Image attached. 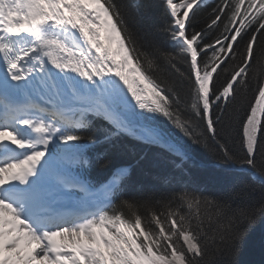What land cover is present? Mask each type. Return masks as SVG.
<instances>
[{"label": "snow or ice", "instance_id": "snow-or-ice-1", "mask_svg": "<svg viewBox=\"0 0 264 264\" xmlns=\"http://www.w3.org/2000/svg\"><path fill=\"white\" fill-rule=\"evenodd\" d=\"M203 6L163 0L174 47L148 52L117 0H0V264H221L237 253L264 199L233 206L239 191L185 188L116 204L130 166L113 170L103 199L77 172L109 167L107 152L93 161L85 149L118 150L123 135L187 162L154 123L163 117L264 186V0H220L197 29ZM90 117L110 126L103 141L83 135Z\"/></svg>", "mask_w": 264, "mask_h": 264}, {"label": "trees", "instance_id": "trees-1", "mask_svg": "<svg viewBox=\"0 0 264 264\" xmlns=\"http://www.w3.org/2000/svg\"><path fill=\"white\" fill-rule=\"evenodd\" d=\"M117 2L122 6L129 28L138 34L144 51L152 52L155 47H160L165 51L173 49V42L162 31L168 22L163 0H117ZM219 2L220 0L205 2V6L196 13L193 27L198 29L204 26L207 14ZM219 31L220 29H217L212 35L218 34ZM154 74L158 77L163 75L161 72ZM154 123L184 146L190 157L187 162L181 163L179 159L162 149L144 145L126 135L115 141L119 146L118 150L112 149L110 145L103 142L87 148L86 155L93 158V161L98 153L107 152L111 162L107 168L93 163L90 170L94 177H101L119 164H131L132 173L126 180L127 185L123 186L121 194L115 198L114 203L119 204L125 199L141 200L149 195L154 200L164 199L185 188L218 197L232 191H239L241 195L235 200L233 206L237 204L255 205L264 199V186L258 178L253 177L251 169L245 167L249 172L241 171L235 169V167H241L239 164L222 163L210 139H204V144L207 145L205 148L178 134L163 117H159ZM109 130L110 126L105 121L99 120L96 128L86 130L83 135L103 141ZM202 130L201 128L197 131ZM83 143L87 144V140ZM228 146L235 155H243L236 131L231 132ZM257 159L259 162V156ZM87 171L90 173L89 168ZM157 209L159 210V206ZM217 259L221 264H264V218H257L255 225L248 230L234 256L218 255Z\"/></svg>", "mask_w": 264, "mask_h": 264}, {"label": "bare ground", "instance_id": "bare-ground-1", "mask_svg": "<svg viewBox=\"0 0 264 264\" xmlns=\"http://www.w3.org/2000/svg\"><path fill=\"white\" fill-rule=\"evenodd\" d=\"M93 191L97 193V196L99 199H103L104 194H103L102 186L96 190H93ZM73 201H75V200H73Z\"/></svg>", "mask_w": 264, "mask_h": 264}]
</instances>
